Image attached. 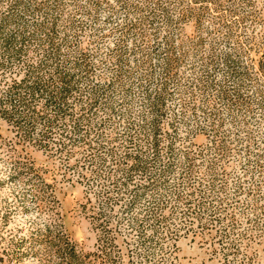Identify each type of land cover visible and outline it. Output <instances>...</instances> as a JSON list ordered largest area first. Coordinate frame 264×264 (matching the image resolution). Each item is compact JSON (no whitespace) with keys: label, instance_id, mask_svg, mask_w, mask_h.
Segmentation results:
<instances>
[{"label":"rangeland","instance_id":"obj_1","mask_svg":"<svg viewBox=\"0 0 264 264\" xmlns=\"http://www.w3.org/2000/svg\"><path fill=\"white\" fill-rule=\"evenodd\" d=\"M0 264H264V0H0Z\"/></svg>","mask_w":264,"mask_h":264}]
</instances>
